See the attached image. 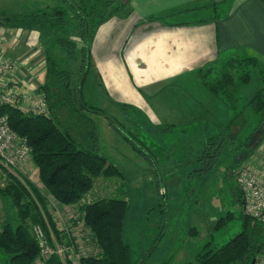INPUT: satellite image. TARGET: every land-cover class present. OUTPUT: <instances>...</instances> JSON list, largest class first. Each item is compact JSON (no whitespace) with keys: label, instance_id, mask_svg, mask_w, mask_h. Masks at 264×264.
Segmentation results:
<instances>
[{"label":"trees","instance_id":"1","mask_svg":"<svg viewBox=\"0 0 264 264\" xmlns=\"http://www.w3.org/2000/svg\"><path fill=\"white\" fill-rule=\"evenodd\" d=\"M128 2L62 0L59 5L28 11L0 10V27L30 29L40 34L45 64L38 92L46 104V112L38 114L0 104V117L7 116L11 129L26 139L38 179L54 200L65 205L82 201L100 177H123L116 165L100 152L96 125L90 113L106 116L112 127L122 131L102 108L87 105L82 93L91 68L89 43L97 26L116 14H123ZM76 21L82 45L69 33ZM56 51L64 56H58ZM78 51L81 54L79 69H85V75L76 84V74L68 63L78 59ZM249 67H258L261 86L243 103L240 88L250 80ZM198 78L231 111L225 130L207 139L198 158L197 171L206 175L219 164L227 134L235 125L246 124V120L241 119L247 108L258 115V124L247 134L239 133L243 142L254 139L264 122V62L246 57L238 50L229 51L218 56L215 64L200 70ZM126 107L129 106L122 105ZM263 140L264 129L252 147ZM6 177L7 183L0 187V195L6 197L15 210L11 220L0 221L1 264H35L40 246L32 232L34 224L42 227L49 241L52 233L60 242L66 235L52 216L46 194L33 181L18 169L6 170ZM237 198L241 201V192ZM128 210L125 197H103L80 204V219L92 231V244L97 247L94 253L80 258L81 264H133L131 248L124 237ZM240 219L238 233L219 246L206 242L195 255L193 264H251L264 251V224L247 214L241 213ZM43 264L65 263L59 256L52 255Z\"/></svg>","mask_w":264,"mask_h":264},{"label":"rangeland","instance_id":"2","mask_svg":"<svg viewBox=\"0 0 264 264\" xmlns=\"http://www.w3.org/2000/svg\"><path fill=\"white\" fill-rule=\"evenodd\" d=\"M229 3L230 0L218 6L215 12H225ZM58 4V0H0V9L21 12ZM171 18L180 21L190 16L177 14ZM69 33L79 45L83 44L77 21ZM38 42L41 50L35 56L43 59L44 43L40 36ZM51 46L55 47L52 43ZM56 54L64 56L57 51ZM78 54L76 61L68 63L71 70L77 71L74 77L76 84L85 75V69L83 71L78 68L77 63L81 61L79 51ZM247 70L250 72V80L240 88L243 103L261 86L258 67H249ZM193 88V85L185 87L186 90ZM82 94L87 105L102 108L122 131L121 133L112 127L106 116L90 113L96 125L100 152L116 165L123 177L98 178L82 201L70 206L67 214L61 213L54 217L61 229L69 228L74 240L75 252L62 257L65 264H73L78 258L80 261L82 256L89 255L90 251L95 252L88 246L92 242L88 230L81 227L77 220L70 218V215L73 213L79 217L81 203L103 197H125L128 200L124 237L130 245L133 264H193L195 255L206 242L210 241L211 246H219L239 232L240 215L246 213L243 196L242 202L237 198L241 190L236 181V173L242 166H251L264 179V140L255 148L252 147L264 129V122L255 132L254 139L249 142H243V136L239 135L249 133L258 124V115L249 112L248 108L245 110V116L241 120H246V124L241 123L231 129L224 140L225 147L219 164L203 175L197 171L198 158L205 149L203 134L179 132L165 135V131L153 126L150 118L147 119L140 111L124 109L122 105L112 102L99 86L93 71H89L85 78ZM224 107L226 112L222 117L210 119L209 123L213 127L221 128L216 132L212 129L206 136V142L212 134L225 130L231 111L225 104ZM182 138L187 140L185 147H180ZM28 161L32 165L28 176L37 180V168L32 157L26 160ZM176 169L179 171L177 174L171 177L165 175L168 171L175 173ZM6 170L0 166L1 188L7 183ZM54 205V200L49 198L48 206L53 210V215H56ZM14 210L11 209L9 200L0 195V221L11 220ZM52 241L58 242L54 236ZM69 257H73L72 261ZM1 262L0 254V264Z\"/></svg>","mask_w":264,"mask_h":264},{"label":"crops","instance_id":"3","mask_svg":"<svg viewBox=\"0 0 264 264\" xmlns=\"http://www.w3.org/2000/svg\"><path fill=\"white\" fill-rule=\"evenodd\" d=\"M226 1L129 0L123 14L97 26L89 43L90 71L112 102L140 111L165 135L199 133L206 143L207 134L221 128L213 127L210 119L226 110L202 85L198 72L229 51L264 62V0H230L225 12L216 13ZM177 14L190 18L172 20ZM39 36L35 30L0 27V54L16 61L7 75L9 86L33 96L34 104L40 101L45 64L35 56L41 50ZM188 85L194 88L186 90ZM181 141L180 147L187 146L186 138ZM21 166L20 171L54 200L38 178L28 176L31 162ZM54 202L53 218L73 206Z\"/></svg>","mask_w":264,"mask_h":264},{"label":"built area","instance_id":"4","mask_svg":"<svg viewBox=\"0 0 264 264\" xmlns=\"http://www.w3.org/2000/svg\"><path fill=\"white\" fill-rule=\"evenodd\" d=\"M1 43V38H0ZM16 64L15 60L4 58L0 54V104H10L23 111H30L33 114L45 113L46 104L41 95L38 104L31 101L33 96L19 91L16 87L9 86L7 80L8 72L12 71ZM31 151L26 139L13 131L8 123L7 116L0 117V165L9 171L20 167L27 159H30ZM236 181L241 190L245 213L253 218L260 220L264 224V179L251 166H242L236 173ZM80 223V226L88 230V236L92 239V231L84 226L83 220L76 214L70 215ZM79 218V219H78ZM65 237L62 242L49 241L42 227L39 224L32 226V232L38 241L40 251L36 263H44L52 255H57L62 261V257L67 253L75 252L74 240L71 238V232L68 227L62 229ZM91 249L96 250V246L88 244ZM94 253V252H93ZM91 254V251L90 253ZM76 256V254H75ZM72 261L73 257H69ZM75 259V258H74ZM69 260V261H70ZM73 264H81L79 258ZM251 264H264V251L252 261Z\"/></svg>","mask_w":264,"mask_h":264}]
</instances>
